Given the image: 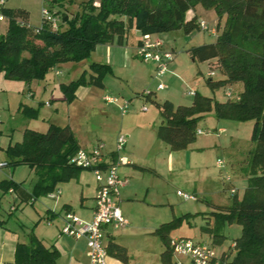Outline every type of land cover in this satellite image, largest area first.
Segmentation results:
<instances>
[{"label":"trees","instance_id":"trees-1","mask_svg":"<svg viewBox=\"0 0 264 264\" xmlns=\"http://www.w3.org/2000/svg\"><path fill=\"white\" fill-rule=\"evenodd\" d=\"M54 3L61 4L63 0ZM197 4L216 10L219 34L213 42L189 48L190 57L195 61L209 60L210 67L219 71V80L213 81L211 76L207 80L212 87L241 83L242 90L237 100L218 101L195 92L189 105L154 101L162 119L156 137L176 151L195 141L197 124L212 111L217 119L254 121L253 147L242 170L247 176L246 187L241 197L234 193L228 205L213 211L214 225L203 229L212 235L214 243L220 244L225 225L235 223L241 227L240 235L230 246L232 256L226 259L223 251L219 264H264V0H100L98 6L94 0H85L73 16L60 17L57 30L30 26L24 8L2 7L7 29L0 35V73L7 79L27 83L44 79L52 67L89 58L98 44H122L131 29L141 35L177 29L189 33L200 29L197 16L186 19L187 11ZM223 15L226 18L220 26ZM89 70L61 84L67 102L76 97L80 86L103 87L104 76L111 73L108 64L98 62H91ZM152 95L153 91L145 96ZM37 112L36 108L22 107L26 117L35 118ZM79 148L69 126L50 124L45 132L26 129L21 141L6 148V154L11 165L25 164L33 170L31 194L38 198L52 193L57 184L78 178L84 169L69 159ZM17 188L18 183L10 179L0 181L4 193ZM187 214L164 222L155 230L165 247L162 264H173L169 232L183 218L189 219ZM3 223L0 220V225ZM110 248L125 259L124 247ZM58 257L53 244L45 246L31 231L26 242L16 244L14 260L4 264H56Z\"/></svg>","mask_w":264,"mask_h":264},{"label":"rangeland","instance_id":"rangeland-1","mask_svg":"<svg viewBox=\"0 0 264 264\" xmlns=\"http://www.w3.org/2000/svg\"><path fill=\"white\" fill-rule=\"evenodd\" d=\"M10 1L19 5H25L24 7L30 10L33 18L35 17L34 21L37 20L38 23L41 20L40 16L43 4L49 5L46 2H43V0ZM83 1L85 0H63V3H54L51 7L57 10V15L60 17H62L63 14L73 16L81 9L80 4ZM98 4L99 3H97V5ZM190 10L197 11V21L199 23L200 21L205 23V30L193 29L191 32L185 33L182 29H177L160 33L164 40V48L173 53V60L175 58V75L166 73L159 79H154L153 76L149 77L147 74L146 80H144L143 77L138 78V80L136 79V81L135 79L131 80L134 78V76L131 75L129 80L130 86L124 85L126 93L124 91L122 94L123 96H120V94L115 95L112 91L101 92V89L97 86L92 87V90H94L95 93L94 95L98 94L97 96L101 99L103 93H108L104 94L102 97V101L105 103H107L104 99V96L106 95L128 101L129 107L124 114L128 115L129 113H134L137 118H145L150 112H158V107L155 104L157 101L163 102L169 100L173 102L172 104L175 106L191 104L194 95L188 94L189 91L212 97L218 101H225L228 99L237 100L238 95L242 90L241 83H233L234 85L232 86L231 84L226 83L217 87H212L208 84L207 80L210 76L213 81L219 80V71L216 68L209 67L208 61L193 60L188 52V49L191 47L210 43L215 40V37L219 34V31L216 29L218 23L216 10L214 8H204L200 4L195 5V7ZM225 18L226 15H223L222 19L219 21L220 26H223ZM33 23L35 22H32V24ZM137 60L141 63L139 59ZM173 60L170 63H172ZM142 64L147 67L149 71L150 68L151 72L153 71L151 65L143 62ZM209 72H212V75L209 76ZM1 78L0 85L3 87L1 84ZM159 81L166 84L167 88L164 90H157L156 86ZM110 86L111 84L108 83V87L111 90H114ZM14 88L15 87H11L10 90H8L9 92L0 90V98L5 100L8 97L10 99L11 107L14 104L15 99H19V97L17 98V92ZM148 89H153L155 94L151 97L143 95V92ZM227 93H231V97H229ZM92 100L95 99L89 98L84 102L79 103V100L76 102V118L79 127H83L88 131H91V133H97L101 126L103 116L99 114L97 109L91 107L90 103ZM123 100H121V102ZM143 105H145L148 110H143V113H141L140 107ZM5 112L6 110L0 108V124L5 133H9L8 130L6 131L9 127L13 128L15 136L13 142H15V139H19L20 137L21 126L23 124L28 125L30 120L23 115H18L17 118L9 120L10 116L9 114H5ZM159 119H161V117H159ZM7 120H9L8 123ZM158 122L159 120L155 121V123ZM160 123L161 121L159 124ZM253 124V120L239 121L226 118L217 119L213 111L210 112L197 124V130L201 129L202 131L196 133L195 141L190 143L186 148L176 150L172 153L173 155H176L177 158H175L176 161H174V168L171 171L167 170L169 169L168 161L167 159H164L167 157L166 151L171 152L172 150L169 149V146L167 147L166 143H157L162 144V154L159 155L160 160L157 162L155 168L157 174L154 175L151 171H145L141 174L139 183L142 185L141 187L144 188L148 185L151 186L152 184L151 188H149L150 195H152L154 199H157V203L159 204L150 207V210L147 209V211L144 212L140 210L142 205L135 203V207H133L134 213L149 214L147 217H149L154 223L159 224L177 217H183L184 214L188 213L187 215L189 219L183 218L182 222L177 227L170 230L169 236L191 237L195 240L205 241L209 244H213L215 250L219 254L224 251L226 259L230 258L233 253L230 246L233 243V239L240 235V225L235 223L225 225L222 231L224 238L220 244L216 242L214 243L212 235L205 231L203 227L213 226L214 216L212 212L219 207L228 205L234 193L237 194L238 197H241L246 187L247 177L241 175L239 172L242 168L234 166L237 168L234 170L232 168V163L246 166V159L253 147V142L251 141ZM219 127H222L223 132H218ZM154 137H156V135H154ZM128 138L129 143L131 137ZM6 141L8 142V138ZM158 146L159 145H156V147L152 149V156L153 154H157ZM219 159L222 161L221 166L217 165ZM14 166H18V168L22 170V176H17L18 181L23 185V191H25L23 197L25 199L19 200L20 203L18 204V208L10 213L9 207L12 201L6 195L2 197L0 200V219L4 221L3 225H6L9 229L25 233L27 229H33L34 221L40 218L41 227L47 228L45 214H32L30 216L26 213L34 208H37L39 212L42 211V213H44L45 209H43V205L45 204L50 207L54 200L46 198V196H40L35 199L34 205L32 206L29 201L31 198H34L31 194V189L35 180L34 172L29 171L25 164H17ZM14 166L10 165L9 169L12 170V167ZM231 168L234 171L231 172ZM82 173L84 174V178L89 181L90 185H92V182L95 183L92 173L87 170ZM190 177L193 178V180H196L194 181L195 184ZM227 177H229L228 180L226 179ZM59 185H61V183ZM201 187L203 194L199 193ZM217 188H220L219 192L213 191V189ZM232 188L235 189L234 193L231 192ZM177 190L193 194L195 198L184 200L181 196L177 195ZM89 192L90 191H85V195H88L89 197L87 199L88 201L91 195ZM75 195L78 198L79 192H76ZM74 209H76V214H79L82 208L79 207L76 202ZM55 223H58L59 225L61 223L57 216L55 217ZM143 238H146L145 241ZM138 241H144V243L149 245L155 252L157 250H164L163 243L156 236L142 234Z\"/></svg>","mask_w":264,"mask_h":264},{"label":"crops","instance_id":"crops-1","mask_svg":"<svg viewBox=\"0 0 264 264\" xmlns=\"http://www.w3.org/2000/svg\"><path fill=\"white\" fill-rule=\"evenodd\" d=\"M99 1L100 0H95L94 3H99ZM24 6L25 5L13 3L10 0H4L3 4L4 8L20 7L26 9L29 14L27 20L28 24L32 27H39L41 20L39 23L37 20L34 21L35 17L33 18L30 10ZM53 10L56 11V9ZM0 11L2 12L1 9ZM196 15V10H188L186 13V19L190 20ZM32 22L35 23L32 24ZM6 29L7 19L3 15V18L0 19V35H3ZM151 35L154 38L160 39L164 44V40L161 36L162 34L154 33ZM140 38L141 33L137 29H131L126 40L122 44H98L95 50L90 54L89 58L79 62H65L52 67L47 72L44 79L41 80H32L27 83L20 80L7 79L3 76V73H0V78L2 77L1 84L3 86L1 87L0 85V90L9 92L8 90H10L11 87H15L14 89L17 92V98L19 97V99H15L12 107L8 97L5 100L0 98V108H2V110H6L5 114H9V120L17 118L18 115H23V106H29L38 110L37 117L35 118L26 117L23 115L30 121L28 122V125L23 124L21 126L22 129L20 131V137L19 139H15V142L21 141L23 133L26 129L45 132L50 124L69 126L74 133L80 148L91 149L98 141H103L106 144V153L109 157H113L112 151L115 146L117 134L119 132L125 131L122 133L126 134L128 137H131V141L128 143V138L125 149L123 150V154L129 158L131 163L119 168V173L125 180L124 185L120 189L119 206L129 223L126 225V227H123L120 230L110 226L107 227L105 243L108 250V264H162V251L157 250L155 252L149 245H146L144 243L146 238H143L144 241H138L142 234H148L158 237L162 242L159 235L154 233L160 224L154 223L152 220H150V218L147 217L149 214H135L133 209V207H135V203L141 204L142 208L140 210L144 212H146L147 209L150 210V207L159 204L157 203V199H154L152 195H150L149 188H151L152 184L151 186L147 184L148 186L144 188L141 187L142 185L139 183V180L141 174L145 171H151L154 175L157 174L155 168L157 162L160 160L159 155L162 154V144L157 143L163 142L158 140L157 137H154V135H156V128L161 121V119H159L161 116L159 110L158 112H150L145 118H137L134 113H129L128 115L124 113L120 114L119 107L125 100L115 97L117 99L116 102L105 103L102 101V97L104 94L108 93H103L100 99L99 96H97L98 94L94 95V90H92V87H96L95 85L78 87L75 91L76 97L71 102H67L60 86L61 84H67L70 81L75 80V78L77 79L84 70L90 72L89 64L91 62L105 63L111 67V73L104 76L103 87H99L101 92L112 91L115 95L120 94V96H123L122 94L125 91L124 85L130 86L129 80L131 75L134 76V78L131 80L135 79V81L136 79L138 80V78L143 77L144 80H146L147 74L149 77L153 76V71L151 72V68L149 71L148 68L142 64L143 61H141L135 55V50L139 44ZM137 59H139L141 63L138 62ZM210 62L211 61L208 60L209 67ZM146 64L151 65V67L154 69V64ZM175 69L176 67L174 58L173 62L169 64V69L167 72H165V74H174ZM108 83L111 84L110 87H112L114 90H111L108 87ZM113 84L116 87H114ZM232 85L234 84L232 83L231 86ZM150 90H152L153 94H155L153 89ZM89 98L95 99L91 101V107L97 109L99 114L103 116L101 126L97 133H91V131H88L83 127H79L77 123V110L75 108V104L78 102V100L80 103L87 101ZM121 100L123 101L121 102ZM142 107H140L141 113H143ZM145 110H148V108L146 107ZM9 120H7V123ZM156 120H159V122L155 123ZM11 128L12 127L6 129V131L8 130L10 134L5 133L3 127L0 124V161L7 162L6 166L0 168V181L10 179L18 183L17 189H9L7 192H5V194L0 189V200L6 195L12 201L9 207L10 213L18 208V204L20 203L19 200L25 199L23 197L25 192L23 191V185L18 181V176H22V170L19 169L18 166L16 167L14 165H12L14 166L12 167V170L9 169L11 164L9 163V158L6 154V148L10 144L15 143L13 142L15 137L14 130ZM218 132H223L222 127L218 128ZM6 137L8 138V142L6 141ZM156 145H159L157 154H153L152 156L151 151L154 147H156ZM173 152L175 151H166L167 157H165L164 160L167 159L168 161V171L173 170L174 161H176L175 158H177L176 155L172 154ZM234 166L242 168V170L244 167V165L232 163V168L234 170L237 169ZM232 168L231 172L234 171ZM28 169L29 171L33 172L32 169ZM85 170L87 169L81 171L78 178L61 183V185H59V183L52 193L46 195V198L53 199L54 201L50 207L46 206L45 204L43 205V209H45L44 213H42V211L39 212L37 208L29 210L26 213L30 216L32 214H45L47 228L41 227V220L38 218L34 221V227L31 230L39 239L42 240L45 246L53 244L58 249L59 257L56 259V264H89V260L86 255L85 238H73L71 236L61 234L60 232V228L63 223V214L66 211H72L76 214V209H74L76 202L79 207L82 208L80 213L76 214L79 218L85 221H91L93 218V208L95 204L94 198L98 183L94 177V174L90 170H87L92 173L95 180V183L92 182V185H90L89 181L84 178V174L82 173ZM242 170L239 172L241 175L246 176ZM190 179H192L193 183L195 184L194 181L196 180H193L191 177ZM219 189L220 188L213 189V191L219 192ZM85 191H90L89 193L91 195L89 201L87 200L89 197L88 195H85ZM76 192H79L78 198L75 195ZM199 193L203 194L202 187L199 189ZM33 199L34 200L31 198L29 201L32 206L34 205L36 198ZM56 216L60 219V225L55 223ZM31 230L27 229L24 233L9 229L6 227V225H0V264L12 262L14 260L16 244L18 242H26L28 234ZM115 245L125 248V259H122L121 257L112 253L110 247H114ZM172 259L174 260V257Z\"/></svg>","mask_w":264,"mask_h":264},{"label":"built area","instance_id":"built-area-1","mask_svg":"<svg viewBox=\"0 0 264 264\" xmlns=\"http://www.w3.org/2000/svg\"><path fill=\"white\" fill-rule=\"evenodd\" d=\"M55 0H43L49 5H44L41 8V24L38 30L43 26H48L52 30H57L60 16L51 9L50 4ZM4 0H0V9H2ZM96 6L97 3H94ZM3 14L0 11V19ZM199 27L202 30L206 29L205 23L200 21ZM135 55L143 62L154 64L153 78L159 79L169 69V64L173 60V53L164 48L163 42L152 37L151 34L141 35L139 44L136 47ZM212 75V72H209ZM157 89H165L167 85L162 81L157 83ZM152 90H145L143 95H147ZM188 94L194 95L195 92L189 91ZM231 97V93H227ZM106 102H116L115 97L105 96ZM129 107L128 101H123L120 105L121 113H126ZM146 109L145 106L142 107ZM201 129L197 130L201 132ZM128 136L119 132L116 136L115 146L113 149V157L108 156L105 151L106 144L103 141H98L91 149L79 148V150L70 157L69 162L90 170L98 183L95 193V204L93 208V218L91 221H85L79 218L74 212L66 211L62 216L61 234L71 236L73 238H85L86 240V255L89 264H108V250L105 243L106 230L110 226L115 229L123 228L128 225V220L123 215L119 206L120 189L125 183V180L119 173V168L131 163L129 158L123 154ZM7 162L0 161V168L6 166ZM217 165L221 166L222 161L219 159ZM227 180L229 177L226 178ZM234 193L235 189L232 188ZM177 195L184 200L194 199L193 194L177 190ZM32 200H34L32 198ZM170 247L172 256L174 257L173 264H219L218 258L220 254L215 250L213 244L205 241L195 240L191 237H171Z\"/></svg>","mask_w":264,"mask_h":264}]
</instances>
